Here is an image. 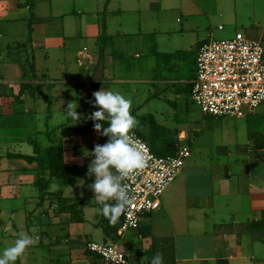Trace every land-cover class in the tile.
Segmentation results:
<instances>
[{
  "label": "crops",
  "instance_id": "crops-1",
  "mask_svg": "<svg viewBox=\"0 0 264 264\" xmlns=\"http://www.w3.org/2000/svg\"><path fill=\"white\" fill-rule=\"evenodd\" d=\"M216 16H224L221 0H0V247L29 233L36 243L24 253L44 249L48 264L93 262L86 254L87 242L97 241L91 225L103 229L98 242L112 238L105 234L108 219L88 187L94 179L87 176L89 151L107 139L84 129L91 122L86 117L96 110L89 100L101 88L128 97L121 84L136 81L145 84V104L160 97L178 106L186 93L192 98L198 49L224 29L213 25ZM171 20L179 26H166ZM84 42L92 44V51L82 49ZM135 46L144 58L133 63L128 56ZM102 57L103 77L97 79ZM72 100L82 115L74 124L65 120L64 109ZM140 106L132 111L135 117ZM207 117L213 121L208 124L211 141L182 128L178 116L179 125L168 124L169 116L165 123L155 116L177 133L180 148L189 145L192 156L196 144L200 153L186 160L165 189L161 207L144 215L140 228L119 235L115 243L125 250L127 264H150L149 251L158 237L172 239L175 264H264V226L254 223L264 212V146L249 135L264 133V127L247 120L229 126L236 132L232 137L229 118ZM53 146L61 147L65 165L77 171L75 183L53 178L43 195L38 180L43 172L50 176L48 156L46 163H31L14 155L43 157ZM59 193L81 200L83 221H74L61 208ZM16 264H22L20 259Z\"/></svg>",
  "mask_w": 264,
  "mask_h": 264
},
{
  "label": "built area",
  "instance_id": "built-area-1",
  "mask_svg": "<svg viewBox=\"0 0 264 264\" xmlns=\"http://www.w3.org/2000/svg\"><path fill=\"white\" fill-rule=\"evenodd\" d=\"M191 93L212 117H243L258 108L264 102V44L242 31L225 39H207L198 49ZM135 134L147 149L148 165L122 180L132 199L119 221V235L140 228L143 216L161 207L162 194L191 155L188 145L174 155H156ZM87 248L106 264L128 263L125 250L117 243L90 241Z\"/></svg>",
  "mask_w": 264,
  "mask_h": 264
},
{
  "label": "clouds",
  "instance_id": "clouds-1",
  "mask_svg": "<svg viewBox=\"0 0 264 264\" xmlns=\"http://www.w3.org/2000/svg\"><path fill=\"white\" fill-rule=\"evenodd\" d=\"M89 103L96 109L86 118L94 121V128L107 137L90 152L92 159L87 176L94 178L88 184L94 191L96 203L102 206V215L116 224L131 204V196L122 180L148 165L147 149L136 137L138 121L132 113V100L119 91L101 88L93 92ZM79 104L70 102L65 109L67 118L80 122ZM86 155V154H85ZM112 201V202H110ZM36 240L29 233L17 234L14 243L0 250V264H16L26 249ZM150 264H164V256L157 252Z\"/></svg>",
  "mask_w": 264,
  "mask_h": 264
},
{
  "label": "rangeland",
  "instance_id": "rangeland-1",
  "mask_svg": "<svg viewBox=\"0 0 264 264\" xmlns=\"http://www.w3.org/2000/svg\"><path fill=\"white\" fill-rule=\"evenodd\" d=\"M221 7L223 9L224 16L214 17L213 25L214 26L223 25L224 29L221 30L218 29V31L214 34L215 36L214 38L225 39L234 36L237 31H242L247 35H249L250 37L258 39L264 44V0H221ZM179 17H180L179 15L175 14L174 19L177 20ZM166 26H179V25L176 22H174V20H171L170 24ZM175 37L176 35H174L172 38ZM170 44L171 42L168 41L167 39L164 41L165 46H169ZM84 45L86 46L85 48L86 52L92 51V44L90 42L82 43L81 44L82 49ZM180 47H186V46H180ZM133 48L134 50H132V53L128 57L132 59L133 63L143 60L144 58L143 51L141 49H136L137 48L136 46ZM108 51H110V47H107V52ZM137 51L140 53L141 55L140 57L136 55ZM127 79L129 81L134 79V77H127ZM121 85H124V89L131 93L128 96V98L132 100V111L136 107L141 105L140 108L137 110V117H136L139 124L140 121H142V118H140L139 116H144V115L147 116L148 114L151 113L155 115L162 123H165L166 116H169V122L167 123L170 125H177L178 122L176 120V116H178V119L183 124V126H181L182 128L185 127L188 129L189 128L192 129L191 133L194 136H198L202 132V134H204L202 140L205 141L212 140L211 137L213 131L209 130L208 124L213 121L211 117H207L208 115H206L203 112L200 104L198 102L193 101L190 93L185 94L187 100L186 101L184 100L183 103L178 106L172 105L169 101H166L160 97H154L145 104L144 102L145 93H146L145 84H143L142 87V83L136 81L135 83H131V84L125 83ZM172 93H174V91L172 88H170L168 98L171 99L173 97ZM71 96L76 97V95H71ZM72 101L74 102V100ZM178 107L179 110H175V108ZM60 117L61 116L58 114L57 118L60 119ZM226 118H229L230 120L229 121L230 123L227 126V131H228L227 133L232 137L236 136V132L231 127L239 126L242 123L253 122V123L261 124L260 127H264V102L261 104L259 108H257L254 112L250 113L248 116L226 117ZM66 119L68 118H65V120ZM214 121H216L217 123V120ZM218 127L221 128L220 126H217V128ZM223 129L226 130L225 125ZM193 147H194L193 154L192 156L187 158L188 160L194 158L195 156H198L200 153V151L196 150V148H198V145L194 144ZM71 190H73V192H77V188L75 187H73ZM0 224L2 225L3 223ZM91 228H92L91 234L93 235L94 239H96L97 241H103V235H104L103 229L97 225H91ZM1 229L3 231L4 227H1ZM5 247L7 246L0 247V250H2ZM34 252L35 253L32 252L29 254L24 253L20 259V262L22 264H33L32 261H34V263L36 262L35 264H39V262H41V264H48V262L45 261L47 258L46 250L43 249V251H34ZM49 257L50 256L48 252V259ZM100 262L101 264H103L102 259L100 260Z\"/></svg>",
  "mask_w": 264,
  "mask_h": 264
},
{
  "label": "trees",
  "instance_id": "trees-1",
  "mask_svg": "<svg viewBox=\"0 0 264 264\" xmlns=\"http://www.w3.org/2000/svg\"><path fill=\"white\" fill-rule=\"evenodd\" d=\"M27 87H32L31 84H28ZM35 87V86H34ZM36 88V87H35ZM41 91V90H39ZM43 93V92H42ZM45 99H49L45 94ZM85 130L93 131L94 121L91 122L84 128ZM140 136L143 137L150 145L152 151L156 155H174L179 150V138L176 132H174L171 128L161 125L156 121V118L153 114L149 115L148 118H142L140 124L135 129ZM251 140L257 146H264V133L251 132L250 134ZM107 141V139H106ZM105 141V142H106ZM35 145V151L38 153L40 147L37 143H33ZM53 149L56 151L53 153ZM35 152V153H36ZM34 155H25V154H16L14 156H20L25 158L29 162L40 161L42 163H46V156H48V161L50 162L48 168H50V176L44 177V172L40 174L38 184L41 187V191L44 194L47 193L48 186L50 185L53 178L59 179L61 184L72 185L75 183V176L77 171H72L69 169L64 162L63 154L61 153V147H55L47 149L45 156L41 157L38 154ZM58 200L61 204V208L64 211H68L71 213L72 219L74 221H83V211L80 207L81 200H69L68 198H63L62 195L58 194ZM122 215L118 219L116 224L109 223L107 220L104 224V231L109 238H112L110 241H106L109 243H115L118 238V228L119 221L121 220ZM255 225L264 226V212L261 220L255 221ZM90 242V241H89ZM88 244V242H87ZM173 241L168 237H158L153 239L152 248L149 251L148 260L151 261V258L157 253L161 252L164 256V264H175V253L173 250ZM86 254L91 255V259L93 262L89 264H94L96 259H101L100 255L89 250L87 248ZM77 264H88V263H77Z\"/></svg>",
  "mask_w": 264,
  "mask_h": 264
},
{
  "label": "water",
  "instance_id": "water-1",
  "mask_svg": "<svg viewBox=\"0 0 264 264\" xmlns=\"http://www.w3.org/2000/svg\"><path fill=\"white\" fill-rule=\"evenodd\" d=\"M103 67H104V59L103 57L100 60L99 67L97 69V72L95 74L97 79H101L103 77Z\"/></svg>",
  "mask_w": 264,
  "mask_h": 264
}]
</instances>
